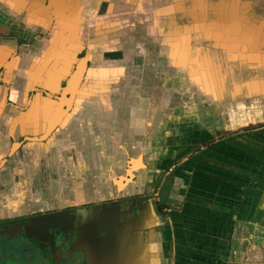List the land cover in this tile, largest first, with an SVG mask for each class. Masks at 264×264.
Returning a JSON list of instances; mask_svg holds the SVG:
<instances>
[{"label":"flooded vegetation","instance_id":"1","mask_svg":"<svg viewBox=\"0 0 264 264\" xmlns=\"http://www.w3.org/2000/svg\"><path fill=\"white\" fill-rule=\"evenodd\" d=\"M48 1L44 0L45 8ZM256 1L264 15V0ZM29 5L31 0L26 7ZM57 6L52 14L43 12L38 19L34 12L25 14L17 8L11 24L0 21V129L6 142L0 162L12 151L0 163V173L4 172L1 190L11 193L15 209L4 214L10 218L0 220V264L117 261V255L111 253L118 249L115 239L102 260L92 245L81 242L87 227L82 218L73 222L78 211L112 201L83 204L77 194L64 200L61 196L68 195L69 175L75 171L78 182L84 176L87 182L89 176L93 185L101 145L113 154L112 133L126 130L116 116L117 101L100 100V83L107 82L109 97L121 82L126 88L130 81L131 3L63 0ZM253 16L261 17L260 13ZM78 72L82 75L67 109V83ZM175 167L163 172L142 195L118 199L121 209L128 201L149 198L158 215L166 216ZM118 259L120 262V255Z\"/></svg>","mask_w":264,"mask_h":264},{"label":"water","instance_id":"2","mask_svg":"<svg viewBox=\"0 0 264 264\" xmlns=\"http://www.w3.org/2000/svg\"><path fill=\"white\" fill-rule=\"evenodd\" d=\"M62 1L49 0L45 8L44 0H31L28 7L29 0H0V9L13 16L19 8L25 14L34 12L38 19L43 12L45 16L52 14ZM130 3V81L126 88L121 82L109 97L107 82L100 83V100L117 101L116 116L126 130L112 133L113 154L100 144L98 175L93 185L88 182L89 176L87 182L85 176L78 182L80 177L75 171L69 175L68 195L61 197L68 199L74 193L82 196L83 204L112 201L100 207L95 205V213L92 209L78 211V217L73 219L79 222L82 218L87 227L81 242L92 245L101 254L99 258L105 260L106 255L102 254H109L111 250L107 248L115 239L118 249L111 251L117 255L114 264H153L159 227L163 226L154 201L139 198L128 201L121 209L118 199L142 195L159 179L167 162L162 155L166 141L176 139L178 133L210 136L217 129L213 108L221 109L242 99L252 102L264 96V15L256 0ZM259 13V19L253 16L259 17ZM150 51L154 56H148ZM80 73H75L67 83V109L75 98ZM201 107L207 114H201ZM182 124L186 125L180 127ZM169 128L172 133L167 131ZM104 140L100 142L106 145ZM11 153L0 163L6 162ZM88 196L91 200H86ZM5 217L10 218L0 215V219Z\"/></svg>","mask_w":264,"mask_h":264},{"label":"crops","instance_id":"3","mask_svg":"<svg viewBox=\"0 0 264 264\" xmlns=\"http://www.w3.org/2000/svg\"><path fill=\"white\" fill-rule=\"evenodd\" d=\"M0 21L11 24L13 16L5 15L0 9ZM151 53L148 56H154ZM4 147L5 137H2L0 129V156ZM167 154L171 155V152ZM217 159L214 154L210 158L208 154L205 155L204 167L210 174L203 176L206 198L201 195V190L196 193L190 191L188 195L185 193L182 196L184 192L179 184H182L180 181H183L182 178L190 169L188 165H177L172 170L174 188L169 194L171 201L168 202L170 221L168 217H162V220L167 218L170 225L166 226L162 221L163 226L159 227L156 257L152 256L151 259L153 264H264V206L260 205L262 195L259 190L249 194L246 205L236 201L239 190L242 193L244 188V183H241L243 174L235 163L218 166ZM217 172H222L226 177L223 176L221 181L212 179V173L217 175ZM3 173H0L1 216L12 214L15 210L14 204L10 202L11 193H6V189L1 190ZM232 173V181H229L228 176ZM232 192L237 193L234 201L228 199ZM212 193L217 197V202L212 199ZM208 206L210 209L207 210Z\"/></svg>","mask_w":264,"mask_h":264},{"label":"rangeland","instance_id":"4","mask_svg":"<svg viewBox=\"0 0 264 264\" xmlns=\"http://www.w3.org/2000/svg\"><path fill=\"white\" fill-rule=\"evenodd\" d=\"M260 71L262 72L263 70ZM203 109L204 107H201V110ZM213 109L212 111L216 110L215 117L217 118V129L213 131L210 137L205 136V134L196 135L195 132H188V134L178 133L175 136L176 139L165 142V145L162 146V155L167 161L165 164L166 166L163 167L165 168L164 173L171 171L170 168L173 166L182 164L188 165L190 169L187 175L182 178L183 181H180L182 184H179L181 185L180 189L184 192L182 196H184L185 193L188 195L190 191L196 193L197 190H201L203 192L201 195L204 196L205 187L203 176H210V174L207 173L208 170H205L204 159L206 154H208L209 158L214 154V156L218 158V166L224 163H235L241 170L240 173L243 174L244 178L241 183H244V188L242 189V193H240L239 190L236 201H239L240 204L244 202L246 205L248 195L259 190L262 195L260 198V205L264 206V96L257 97L252 100V102L242 99L239 102H232L227 106H223L221 109ZM205 113V109L201 111V114ZM210 116L214 117V114ZM185 125L186 124H182L181 126L175 125V127H183ZM169 130L170 128L167 129V131ZM179 136L185 137L184 139H177ZM169 151L171 155H167ZM185 168L187 169V167ZM216 174L217 175H214V173H212V179H216L217 181L223 180V176L226 177L222 172H217ZM233 174L234 173L228 176L230 179L229 181H232ZM250 175H253V177ZM217 193L219 192H216V194ZM236 194L237 193L232 192L228 199H235L234 197ZM205 195L207 196V194ZM213 195L212 193V199L217 202V197ZM216 204V206H218V203ZM206 209L208 210L210 207L208 206ZM171 210L174 209L172 208ZM169 213L170 212H168L165 217H168L170 221ZM172 213L173 212H171V214ZM165 217L163 219H165ZM163 221L166 226L170 225L167 218Z\"/></svg>","mask_w":264,"mask_h":264}]
</instances>
